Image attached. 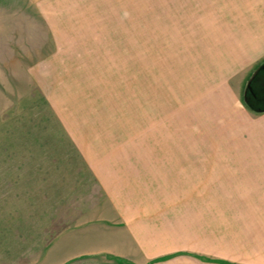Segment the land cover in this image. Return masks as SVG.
Here are the masks:
<instances>
[{
	"label": "rangeland",
	"instance_id": "1",
	"mask_svg": "<svg viewBox=\"0 0 264 264\" xmlns=\"http://www.w3.org/2000/svg\"><path fill=\"white\" fill-rule=\"evenodd\" d=\"M257 2L74 0L59 49L50 9L0 0V264H86L80 228L110 200L151 220L147 264H264V177L235 157L260 113L226 41Z\"/></svg>",
	"mask_w": 264,
	"mask_h": 264
},
{
	"label": "crops",
	"instance_id": "2",
	"mask_svg": "<svg viewBox=\"0 0 264 264\" xmlns=\"http://www.w3.org/2000/svg\"><path fill=\"white\" fill-rule=\"evenodd\" d=\"M39 1L40 11L50 9L52 13L50 18H56L53 19L55 20L56 39L62 42V44H58L59 49L73 47L74 0ZM257 1L259 2V4L257 2L258 5L256 4L257 7L240 12L242 13L241 17L244 18L240 17L239 20H235L237 23L233 19L226 20V25L230 24L226 41H228L231 50V52L228 51L231 61L233 64L240 65L241 70H247L241 78L239 91L242 93V97L247 96L248 102L254 108L253 112L255 109L264 107V104L261 107H256L258 101L264 102V7L259 0ZM223 10L221 9V16H223ZM225 10H227L225 16L227 14L229 17L233 16L235 11L232 8ZM78 32L81 39L85 37V33L81 29ZM259 113L252 120L249 119L250 117L248 118L250 123L247 125L246 152L236 153L235 156L236 159L247 160V176L249 177H264V111ZM98 179L103 184V177L98 176ZM109 202L113 211H110L106 218L104 217L105 220L100 218L96 221H89L80 228L86 234L84 238V235L80 233L81 239L84 238V241L89 242L84 246L93 249H89L87 252L79 251L76 255L82 257L81 260L86 264H104L105 262L99 260L97 254L110 255L111 257L133 255L136 259H133L130 264H147L158 251L157 231L153 238L152 229L149 228L151 224L148 222L151 220H147L142 211H134L142 208V206H136L134 201L127 203L121 200H110ZM153 239L154 242L156 241L155 244H153ZM134 249L135 252L132 253L131 251ZM189 256L179 254L166 261L168 264L208 263L200 257ZM138 257L139 259H137ZM159 263H163V261L156 262V264Z\"/></svg>",
	"mask_w": 264,
	"mask_h": 264
},
{
	"label": "trees",
	"instance_id": "3",
	"mask_svg": "<svg viewBox=\"0 0 264 264\" xmlns=\"http://www.w3.org/2000/svg\"><path fill=\"white\" fill-rule=\"evenodd\" d=\"M245 99H247V98H245ZM245 103L247 104V106H248L249 108L254 109V108L251 107V104L248 102V100H247V102H245ZM263 111H264V107H263V108H260V109H258V110L255 109V112H257V113H259V112H263ZM167 257H169V256L159 257V258H156L155 260L157 261V260H161V259H164V258H167ZM213 261H214V260H213ZM215 261H217V262H219V263L231 264V263H228L227 261H224V260H215Z\"/></svg>",
	"mask_w": 264,
	"mask_h": 264
}]
</instances>
